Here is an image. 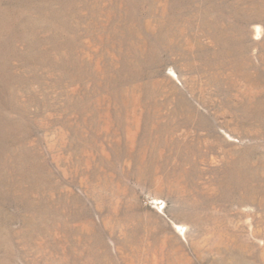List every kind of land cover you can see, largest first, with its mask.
Returning <instances> with one entry per match:
<instances>
[{"label":"rangeland","instance_id":"374dc122","mask_svg":"<svg viewBox=\"0 0 264 264\" xmlns=\"http://www.w3.org/2000/svg\"><path fill=\"white\" fill-rule=\"evenodd\" d=\"M264 0H0V264H264Z\"/></svg>","mask_w":264,"mask_h":264},{"label":"bare ground","instance_id":"6f19581e","mask_svg":"<svg viewBox=\"0 0 264 264\" xmlns=\"http://www.w3.org/2000/svg\"><path fill=\"white\" fill-rule=\"evenodd\" d=\"M264 172V171H263Z\"/></svg>","mask_w":264,"mask_h":264}]
</instances>
